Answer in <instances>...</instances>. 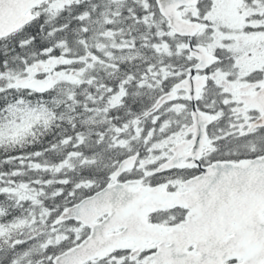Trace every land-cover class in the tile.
I'll return each instance as SVG.
<instances>
[{
	"label": "snow or ice",
	"instance_id": "6c2138e0",
	"mask_svg": "<svg viewBox=\"0 0 264 264\" xmlns=\"http://www.w3.org/2000/svg\"><path fill=\"white\" fill-rule=\"evenodd\" d=\"M0 264H264V0H0Z\"/></svg>",
	"mask_w": 264,
	"mask_h": 264
}]
</instances>
